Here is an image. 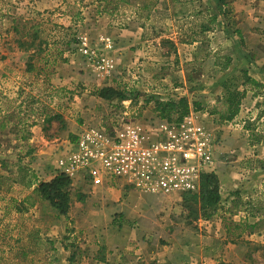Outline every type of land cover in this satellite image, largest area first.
Returning <instances> with one entry per match:
<instances>
[{
    "label": "rangeland",
    "instance_id": "374dc122",
    "mask_svg": "<svg viewBox=\"0 0 264 264\" xmlns=\"http://www.w3.org/2000/svg\"><path fill=\"white\" fill-rule=\"evenodd\" d=\"M235 1L226 0L224 16L215 0H158L148 15L138 10V0L114 12L103 10L104 0H0V123L5 125L0 129V180L4 182L0 264H69L72 254L71 264H173L168 254L171 244L177 249L179 244L164 239V231L172 224L180 226L181 241L189 242L194 233L207 230L200 214L195 219L185 207L190 199L185 195H143L120 187L82 190L81 182H74L64 218L32 195V190L40 182L39 176L44 174L47 181L58 175L52 164L68 149L71 137L82 130L112 126L122 116L152 120L156 100L179 98L199 104L201 110L189 114H195L215 137L219 134L216 147L221 142L225 150L219 166L228 170L225 184L238 190L242 186V193L250 192L246 188L251 181L261 184L254 197L244 194L259 221L257 227L246 224L243 229L260 232L259 243L249 247L245 256L229 254L227 259L235 264L246 257L249 264H264L263 99L253 96L247 87L239 114L231 122L222 121V83L232 79L241 90L240 71L252 78L250 69L239 64L230 62L222 68L225 58L232 61L231 56L249 51L258 61L254 71L264 55L258 43L264 41V30L252 28L246 18L249 15H235L236 8L249 9L250 5L256 14L257 6L247 0ZM211 16L216 22L209 26L210 31L199 33ZM238 22L243 35L234 28ZM16 27L22 34L37 27L40 37L35 44L42 42L44 52L30 60L29 52L17 47ZM227 36H231L228 41ZM82 37L97 48H101L100 38L111 40L112 50L105 53L114 66L109 74L96 72L79 54ZM233 37L237 38L235 44ZM28 63L35 68L32 73L26 72ZM103 87L124 91L128 99L103 101L94 94ZM247 123L259 134V148L249 141ZM27 133L29 139L24 141ZM222 135L226 136L224 142ZM215 164L213 157L208 174L216 176ZM31 174L35 175V182L31 178L34 186L26 188L29 179L24 177ZM26 197H30L29 203L24 201ZM115 203H124V211L113 210ZM200 256V264H212L210 258L215 264H225L224 255L201 251Z\"/></svg>",
    "mask_w": 264,
    "mask_h": 264
},
{
    "label": "built area",
    "instance_id": "2783aa9c",
    "mask_svg": "<svg viewBox=\"0 0 264 264\" xmlns=\"http://www.w3.org/2000/svg\"><path fill=\"white\" fill-rule=\"evenodd\" d=\"M92 46L79 38L77 50L98 73L114 66L105 53L108 38ZM217 139L189 114L178 123L140 121L124 116L112 126H89L77 134L56 158L58 175L90 190L126 188L143 195H189L199 190L201 176L213 169Z\"/></svg>",
    "mask_w": 264,
    "mask_h": 264
},
{
    "label": "trees",
    "instance_id": "16d2710c",
    "mask_svg": "<svg viewBox=\"0 0 264 264\" xmlns=\"http://www.w3.org/2000/svg\"><path fill=\"white\" fill-rule=\"evenodd\" d=\"M105 6L103 8L104 11L114 12L120 6L130 4L132 0H104ZM178 0H176L177 2ZM254 1H262V0H254ZM216 6L218 9H223L227 6L226 0H215ZM158 0H138L136 4H138V10L145 15L150 14V12L154 9ZM223 15L226 16V10L223 11ZM78 20H80V14H76ZM79 17V18H78ZM216 22V17L211 16L207 22V25L203 24L200 26L199 33H205L210 31L209 26ZM23 30L15 28V32L19 34V39H17V47L22 49L24 52H29V59L33 60L36 56L41 55L44 52L42 48V42H38L35 44V41L38 39L40 30L37 27H33L31 33L28 31L25 34H22ZM25 37L29 38L30 41L23 40ZM225 64L221 67H227L230 64V59L225 58ZM35 70L34 66L30 63L26 66V72L32 73ZM262 71L264 73V65L262 67ZM240 79H242L241 90H239L233 83H231L232 79L225 80L222 85V97L225 103V110L222 114V121L231 122L240 112V106L242 100L245 98L247 93V87H250V91L255 97H261L262 103L264 104V89L263 85L256 80L250 78L246 71H240L239 73ZM95 96L103 101L112 102L116 100L118 103H121L128 99L127 93L124 91L118 90L112 87H103L101 89L96 90L94 93ZM200 105L197 103H191L185 98H179L177 100H167L160 101L156 100L154 102L153 113L155 116L169 123H178L184 117L189 115L190 112L200 111ZM4 122L0 123V129L4 128ZM254 127L251 123H247V129L251 131L249 135V141L252 145H256L260 142L257 138V132H254ZM30 133H27V136L23 138L24 141L29 139ZM73 140V137H71ZM27 172V170H25ZM28 177V178H26ZM31 178L35 182V175L31 174L30 176H25L24 179H29V182H25L26 188H32L34 186L33 182H31ZM1 179V178H0ZM4 182L0 180V192L3 190ZM70 186L71 181L63 175H56L51 180L47 182H39L32 190V195L38 197L39 199L47 202L49 207L55 211L58 217H67V214L70 209ZM187 198L185 202V207L190 211V214L197 219L200 214V218L206 220L210 218L216 211L219 202H220V194H219V186L218 180L216 176L213 174H205L201 176L199 190L195 194L185 195ZM30 197H26L24 201L29 203ZM19 211V210H18ZM100 248V253H101ZM74 254L68 258V263L71 264L73 260ZM104 258H100L99 261H104Z\"/></svg>",
    "mask_w": 264,
    "mask_h": 264
},
{
    "label": "crops",
    "instance_id": "0c3cea01",
    "mask_svg": "<svg viewBox=\"0 0 264 264\" xmlns=\"http://www.w3.org/2000/svg\"><path fill=\"white\" fill-rule=\"evenodd\" d=\"M238 4V0L235 1ZM247 2L254 3L255 7L257 6V9H255L256 14H253L252 9L249 6V9L246 8H236V18H240V15H249L246 18L250 20V25L252 28L257 29H263L264 30V0L262 1H254V0H247ZM243 11V12H241ZM240 20V19H239ZM235 30H240V33L242 34L240 24H236L234 26ZM229 30V29H228ZM223 31V30H222ZM237 31V32H238ZM250 34V33H249ZM262 34V33H261ZM243 35V34H242ZM225 39L230 40L231 36H227ZM234 40L232 42L237 43V38L233 37ZM262 42V43H261ZM260 45H262V49H264V41H258ZM232 57V66H236L239 64V67H242L245 70H249L248 73L251 75L253 79H255L257 82L261 83L264 86V73L262 71V67L264 65V55L261 59L260 67L257 68V70L254 72V65L258 62L256 59H253L252 54L249 53V51H241L239 55L231 56ZM258 64V63H257ZM217 136L219 134L217 133ZM216 136V137H217ZM220 137V136H219ZM218 138V137H217ZM216 138V139H217ZM221 141L224 142L223 139H226V136H221ZM261 143V140L258 144L255 146L259 148V144ZM223 145V143L216 147V153L214 154L215 157V175L218 180L219 185V194L221 197L220 205L218 207V210L216 212L221 213V217L217 215L216 213L212 215V217L206 219L203 221L204 227L207 226L206 232L200 231L199 233H194L192 235V238L189 240L181 241L180 232L181 228L180 226L176 227L172 224V227L168 230L164 231V234H162L164 239H171V241L178 243L179 247L178 249L171 244L173 247L171 251L168 254V258L170 259V262L173 264H200L201 262V251L205 252L206 255L214 254L224 255L225 257H222L225 264H231L229 263L230 260L227 259V255L231 254H239L241 256H245L246 252L248 251L249 247H257L259 243L258 236L262 235L259 234L260 232L255 231H249L250 228H255L258 225L259 218L255 216L254 213H252V210L254 208H250L248 206L251 201L248 202V195L251 194V197H254L255 193H258L260 188L262 187L261 184H257L256 182L251 181V184L247 186L246 189H251L250 192H241L242 186H240V189L238 190L236 186L232 188L233 186L229 184H225V175L227 174L228 170L224 168H220L219 166V158L220 155H224L225 150H222L220 147ZM245 152V150H244ZM246 153V152H245ZM50 167V166H48ZM53 171L56 170V163L54 162L52 164ZM41 172H43L41 170ZM43 174V173H42ZM44 174L40 178V182H47L51 180L49 179L46 181L44 178ZM76 183H73V185ZM79 187L81 185L79 184ZM82 190H86L85 187H82ZM239 193H238V192ZM83 192V191H82ZM244 194L246 196L244 197ZM236 196V200H234V197ZM239 196L240 198H237ZM249 198V199H250ZM247 200V202H245ZM112 209L116 210L117 212L124 211V203L117 204L115 203L112 206ZM178 222V220H177ZM249 225V229H243V227ZM163 232V231H162ZM264 237V236H263ZM179 241V242H178ZM255 243V244H253ZM201 250V251H200ZM195 255H198V257H195ZM200 256V257H199ZM209 262L212 264H215V261L213 258L208 259ZM233 260V259H231ZM237 263L239 264H249L246 257H242L240 261ZM235 263V264H237Z\"/></svg>",
    "mask_w": 264,
    "mask_h": 264
}]
</instances>
